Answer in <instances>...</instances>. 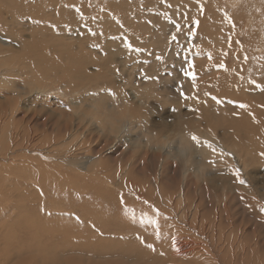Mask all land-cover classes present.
<instances>
[{
	"label": "rangeland",
	"instance_id": "374dc122",
	"mask_svg": "<svg viewBox=\"0 0 264 264\" xmlns=\"http://www.w3.org/2000/svg\"><path fill=\"white\" fill-rule=\"evenodd\" d=\"M10 1L0 0V8L6 10ZM13 1L19 6V22L25 21L27 29L19 26L17 31L13 30L11 20L7 28L2 24L0 34L13 38V51L9 54L10 51L2 53L0 50V62L16 66L21 55L18 43L22 40L31 41L41 55L33 60L27 74L7 78L10 82L7 86L0 84V228L3 226L4 229H0V257L5 260L0 264H228L236 258L237 264L263 262L264 61L259 62L253 57L256 53L251 52H254L257 39L253 30H247L246 16H240L237 10L242 8L244 14L248 9L254 10L256 0H156L151 6L142 4V0H130L133 8L140 9L132 24L121 25L124 31L120 35L130 42L119 46L115 44L117 41L110 44L103 38L104 42L97 47L84 49L86 53H80L76 40L64 38L51 43L43 35V31L57 33L58 29L63 34H70L81 26L71 21L74 16L78 20L81 13L67 12L58 19L53 17L55 13L52 16L43 14L70 6L71 0H59L58 3V0L33 1L35 5L42 4L39 8L31 5V0ZM75 1L80 10L81 0ZM100 1L98 6L102 3L107 7L115 0ZM152 2L155 1L148 3ZM174 2H178L176 7L179 3L184 6L168 23L166 18L173 14ZM205 6L213 13L207 12ZM33 9L40 10L43 20L38 21L39 27L37 24L28 28L30 25L25 19ZM111 10H119V6H112ZM260 14L261 17L255 13L252 16L260 20L264 18V11ZM220 16L226 18L223 23L228 29L215 27ZM114 18L118 20L120 16ZM225 20L231 24L225 25ZM41 23L46 25L45 30ZM90 24L100 28L96 21L90 20ZM21 29L23 32L19 33ZM101 30H112V27L106 24ZM93 41V37L83 40L86 45ZM58 44L66 46H56ZM239 47L246 49L247 54L244 57L241 53L236 62L233 56ZM205 49L212 53L202 62L198 55L203 56L201 51ZM260 54L264 55V52ZM189 63L193 65L192 69ZM220 64L225 68L219 69ZM33 70H37L35 74ZM190 71H196L195 80L185 74ZM48 82L51 84L48 89L61 93L56 100L63 109L52 106L53 97L47 92L31 97L28 89L31 85ZM17 86L25 88L15 90ZM12 91L18 94L13 96ZM23 91L27 94H22ZM240 104L247 106V112H242ZM129 106L139 113V117L133 123L129 122V128L114 140L103 130L104 122L99 120L112 117L107 122L110 124L121 109ZM243 126L246 127L243 129ZM209 131V136L215 135L213 139L218 145L229 148H224L227 156L214 147L205 150L208 134H204ZM165 135L201 138L199 143L191 139L202 157L197 165L198 172L185 175L184 169L172 162L178 141L161 154L146 147L150 139ZM242 142L248 144L249 152ZM238 145L245 147L241 146V149ZM250 147L260 151L250 153ZM237 148L241 149L239 153ZM220 154L225 157L222 155V159ZM82 157L96 158L91 171L81 172L71 165L77 162L76 158L81 161ZM115 179L117 184L110 189L108 183ZM35 195L38 196L36 200ZM11 206L17 207L16 211L10 213L7 207L11 209ZM24 206L26 210L22 209ZM63 207L66 209H61ZM153 208L160 213L157 241L152 238L156 239L155 229L150 225L146 228L143 225V228L139 221L135 224L144 214L155 216ZM122 214L126 217L121 219ZM117 216L121 225L116 221ZM10 220L15 221V225ZM22 226L29 231L21 233ZM101 229L106 232L100 236ZM150 238L154 240L151 244ZM12 251L15 253L11 254ZM187 252L189 255L184 256ZM99 258L102 260L98 261Z\"/></svg>",
	"mask_w": 264,
	"mask_h": 264
},
{
	"label": "bare ground",
	"instance_id": "6f19581e",
	"mask_svg": "<svg viewBox=\"0 0 264 264\" xmlns=\"http://www.w3.org/2000/svg\"><path fill=\"white\" fill-rule=\"evenodd\" d=\"M32 1V3H31V5H33L34 7H37V8H39V7H41L42 6V4H39V2H38V4L37 5H35V3L33 4V1L35 2V0H31ZM57 1V0H56ZM70 1V0H69ZM98 1H100V0H81V9L79 10V8L78 7H76L75 6V0H71V3H70V6L69 5H66L65 7H61L59 10H54V11H52V9L51 8H53V6H50L49 8L51 9V12H44L43 14L45 15V13L46 14H48L49 16H52L54 13H55V15L53 16L54 18H56V19H58V18H60V16H62V14H64V13H67V12H72V13H81V16H80V18L78 19V20H76V18H75V16L74 17H71V21L73 22V23H75V24H77V25H81V26H77L76 27V29L72 32V33H70V34H63V32L60 30V29H58V30H56V32L57 33H45L44 31H43V35L45 36V37H48V40L49 41H52L51 43H56V42H59V41H61V39H64V38H67V39H69V40H76L77 41V44H78V50L80 51V53L82 52H85L86 53V51H83L84 49H93L94 47H97L98 46V44H100V42H104V40H103V38L105 39V41L107 42V43H110L111 44V42H115V41H117L118 43H115L116 45L118 44L119 46L121 45L122 46V44H124V43H126V42H130V40H124V37H122L121 35H120V33H122V31H124V28L121 26L122 24H124V23H127V24H132V20H133V18L135 17V19H136V17H138V15H139V13H138V11L137 10H140V9H136V8H133V6H132V4H130L129 2H130V0H115V1H113V2H111L109 5H112V6H119V10H111V7L112 6H109V5H107V7H105V5L104 4H100L99 6H98V4L101 2H98ZM125 3H124V2ZM134 0H132V2H133ZM143 2H142V4L144 3V5H148V6H151V5H154L155 3H156V0H154L155 2H152L151 4H149L148 2L150 1V0H142ZM231 0H229V2H230ZM233 1V0H232ZM245 1V0H244ZM251 1H253V0H251ZM46 2V1H45ZM45 2H44V4H45ZM59 2V0L56 2V3H58ZM74 4H73V3ZM96 2H98L97 4H96ZM139 2H140V0H139ZM182 2H185V1H182ZM188 2V1H187ZM234 2H235V0H234ZM236 2H238V0H236ZM241 2H243V0H241ZM246 2V1H245ZM42 3V2H41ZM77 3V2H76ZM121 3V4H120ZM178 2H174L173 3V5H172V7H171V9H172V12H173V14L171 13L170 14V17L168 16V19L166 18V21L168 22V23H170V19L173 17L174 18V16L177 14V13H181V7H183L184 5L182 4V3H179L178 4V6L176 7V4H177ZM47 4V3H46ZM120 4V5H119ZM134 4V3H133ZM141 4V5H142ZM185 4H187V3H185ZM235 4V3H234ZM238 4V3H237ZM8 5H9V7L8 8H6V10L5 9H3L2 10V8H0V27L2 26V24H4L5 25V27L7 28L8 26H9V20H11V22H12V29L13 30H18L19 29V26H21V28L23 27V29L26 31V29H27V26L25 27V21L24 22H22V23H20L19 22V20H18V18L20 17V16H18L17 15V13L19 12V6L17 5V3L16 2H14L13 0L12 1H10V2H8ZM30 5V4H29ZM52 5V4H51ZM183 5V6H182ZM55 6H56V4H55ZM187 6V5H186ZM211 6V5H210ZM136 7V6H135ZM212 7V6H211ZM213 7H215L216 8V11L218 12V9H217V6L215 5V6H213ZM43 8H45V7H43ZM139 8H141V7H139ZM153 8V7H152ZM254 10H250V9H248L247 11H246V13L244 14V12H243V10H242V8L241 9H237L238 10V12L240 13V16H246V19L248 20V24L246 25L247 26V30H253V33H254V36H255V39H257L256 40V46L254 47V52H251V53H256V55L254 56L253 55V57L255 58V60H257V61H259V62H261V61H264V55L263 54H260V53H262V52H264V22H263V19L264 18H261L260 20H258V18H254L252 15H253V13H255V15H259V17H261V11H264V0H256V2H255V5H254ZM9 9V10H8ZM204 9H206V11L208 10V11H210V7H204ZM5 10V11H4ZM143 10H145L144 9V7H143ZM33 12L30 14V16L27 18V19H25L26 20V22L27 23H29V25H30V27L28 26V28H32L33 26H36L37 24H38V27H39V23H38V21H42L43 20V17H42V15H41V13L39 12L40 10H37V9H33L32 10ZM141 11H142V9H141ZM207 11V12H208ZM127 12V13H126ZM211 12V11H210ZM213 12H211V14H212ZM221 13H225V12H222L221 11ZM187 13H185V15H186ZM189 14H190V12H189ZM115 15H119L120 16V19H115L114 17H115ZM199 15V14H198ZM128 16H129V19H128V21L126 20V17L128 18ZM180 16H181V14H180ZM180 16H177L176 18H179ZM218 16V15H217ZM140 17H142V16H140ZM188 17V16H187ZM219 17V16H218ZM224 17V16H223ZM264 17V16H263ZM51 18V17H50ZM53 18V19H54ZM201 18H202V16H201ZM208 18H209V16H208ZM47 19H48V17H47ZM67 19V18H66ZM70 19V18H69ZM187 19V18H186ZM224 19H226V18H224ZM223 18H221V16H220V18L219 19H217V21H216V26L215 27H218V29H228V27H224V23H223V20H224ZM90 20L94 23V21H96L97 23H98V25L100 26V28H94V27H91L92 25L90 24ZM194 20V19H193ZM216 20V19H215ZM22 21V20H21ZM201 21H203V20H201ZM50 22V21H49ZM228 22V21H227ZM226 22V20H225V25H227L228 23ZM57 24H58V22H57ZM65 24H67V23H65ZM74 24V25H75ZM106 24H109L111 27H112V30H101V27L103 26V25H106ZM202 24V23H201ZM229 24H231V23H229ZM44 25L45 24H43V23H41L40 24V26L41 27H43V29L45 30V27H44ZM94 25V24H93ZM178 26L180 25V24H177ZM46 26V25H45ZM168 26H170V24H168ZM54 27V26H53ZM184 27H186V26H184ZM69 28V27H68ZM203 28V27H202ZM23 29H21V30H19L18 32L19 33H22L23 32ZM95 29H97V30H95ZM49 30V28H47V31ZM136 30V29H135ZM204 30V29H203ZM213 30V29H212ZM213 32V31H212ZM219 32V31H218ZM15 34V33H14ZM230 35V34H229ZM228 35V36H229ZM129 36V35H128ZM205 36V35H204ZM220 36V35H219ZM89 37H93V39H94V41L92 42V44H90V45H86L84 42H83V40H84V38H89ZM220 38H222V36L220 37ZM30 39V38H29ZM126 39V38H125ZM131 39H132V37H131ZM196 39V38H195ZM20 40H22V39H20ZM193 40V39H192ZM12 41H13V38L11 37V36H8V35H5V34H0V50H2V53H3V51H5V52H8V51H10V53L9 54H11V50H12V47H11V45L13 44L12 43ZM45 42V41H44ZM217 42H219V41H217ZM216 42V44H218ZM228 42V41H227ZM70 43V42H69ZM74 43V42H73ZM202 43V42H201ZM204 43V42H203ZM128 44V43H127ZM221 44V43H220ZM18 45L20 46L19 47V51L21 52L20 54V60H19V63H17L16 64V66H14V65H9V64H6V63H1L0 62V84L1 85H3V86H7L10 82H9V80H7V78H9V79H11L14 75H21V74H27V72L30 70V68H31V66L33 65V60H35L36 58H38L41 54H39V48H37L36 46H34L33 44H32V42L31 41H24V40H22V41H20L19 43H18ZM47 45H49V44H47ZM129 45V44H128ZM188 45V44H187ZM222 45V44H221ZM257 45H259V47L257 48ZM56 46H66L65 44H58V45H56ZM197 46V45H196ZM217 46V45H216ZM262 46V47H261ZM206 47H207V45H206ZM109 48V47H108ZM210 48V47H209ZM208 48V49H209ZM247 48H249L248 46H247ZM50 49V48H49ZM117 49V48H116ZM222 49V48H221ZM53 50V49H52ZM73 50V49H72ZM95 50H96V48H95ZM214 50V49H213ZM257 50V51H256ZM13 51V50H12ZM60 51H61V48H60ZM104 51H105V49H104ZM212 51V50H211ZM211 51H208V50H203V51H201V54H203V56H199L198 55V57H199V60L200 61H202L205 57H207V56H209V54H211L212 52ZM40 52H41V50H40ZM97 52V51H96ZM95 52V53H96ZM114 52V51H113ZM195 52V51H194ZM218 52H220V51H218ZM246 52V49H244L243 47H239V49H238V52H237V54H235L234 56H233V58L236 60V62H238V60H239V57H240V55H241V53L243 54V56L245 57L246 56V54L247 53H245ZM260 52V53H259ZM16 53V52H15ZM64 53V52H63ZM71 53V52H70ZM93 53H94V51H93ZM229 53V52H228ZM232 53V52H231ZM231 53H229V54H231ZM72 54V53H71ZM71 54H69V55H71ZM110 54V53H109ZM108 53H107V55H109ZM116 54V53H115ZM216 54V53H215ZM259 54H260V56H259ZM0 55H1V53H0ZM12 55H14V54H12ZM17 55H18V52H17ZM60 55V54H59ZM68 55V54H67ZM77 55V54H76ZM80 55V54H79ZM83 55V54H82ZM87 55V54H86ZM103 55V54H102ZM106 55V56H107ZM195 56H196V54H194ZM64 56H65V54H64ZM214 56V55H213ZM62 57V56H61ZM70 57H72V55L70 56ZM192 57V56H191ZM211 57V56H210ZM15 58V57H14ZM65 58H66V56H65ZM69 58V57H68ZM73 58V57H72ZM71 58V59H72ZM2 59V58H1ZM4 59V58H3ZM75 59V58H74ZM99 59V58H98ZM198 59V58H197ZM42 60V59H41ZM79 60V59H78ZM77 60V61H78ZM104 60V59H103ZM102 60V61H103ZM68 61H70V58H69V60ZM195 61V60H194ZM8 62V61H7ZM37 62V61H36ZM41 62V61H40ZM203 62V61H202ZM201 62V63H202ZM72 63V62H71ZM73 63H75V60H73ZM105 63V62H104ZM1 64H3V65H1ZM12 64V63H11ZM37 64V63H36ZM35 64V65H36ZM109 65V64H108ZM241 65V64H240ZM261 65H262V63H261ZM74 66H76V67H78L77 65H75L74 64ZM200 67V66H199ZM238 67V66H237ZM69 68H71V67H69ZM193 68V67H192ZM191 68V69H192ZM234 68V67H233ZM32 69V68H31ZM216 69V68H215ZM220 69V68H219ZM248 69V68H247ZM261 69V68H260ZM38 70H40V69H38ZM42 70H43V68H42ZM73 70V69H72ZM262 70V69H261ZM35 70H33V72L32 73H36V71L34 72ZM76 71H77V69H76ZM76 71L74 72V73H76ZM79 71V70H78ZM83 71H85V70H83ZM225 71V70H224ZM262 71H264V70H262ZM18 72V73H17ZM51 72V71H50ZM191 72V71H190ZM196 72V71H195ZM194 72V73H195ZM17 73V74H16ZM37 73H39V71L37 72ZM41 73H43V72H41ZM81 73V72H80ZM88 73V72H87ZM216 73H218V72H216ZM229 73V72H228ZM40 74V73H39ZM38 75V74H37ZM243 75V74H242ZM6 78H5V77ZM79 76V75H78ZM32 77V76H31ZM88 77V76H87ZM17 78V77H16ZM224 79V78H223ZM4 80L6 81V83L5 84H3V82H4ZM18 81V80H17ZM199 81V80H198ZM33 82V81H32ZM70 82V81H69ZM203 82H204V80H203ZM29 83V82H28ZM49 83V82H48ZM44 83L43 85H31L28 89H29V92H31L32 93V95H31V97L33 96V94H38L39 92H47V93H49L52 97H53V103H52V106H54L56 109H58V110H61V109H63V107H62V105L58 102V100H56L57 99V96H58V94H61L60 92H55L54 93V91L53 90H50V89H48L47 87H49L51 84L49 83ZM97 83V82H96ZM96 83H95V86H96ZM73 84V83H72ZM71 84V85H72ZM87 84V83H86ZM97 84H99V83H97ZM257 84V83H256ZM82 85V84H81ZM105 85V84H104ZM28 86V85H27ZM75 86V85H74ZM98 86V85H97ZM197 86V85H196ZM257 86V85H256ZM262 86V85H261ZM73 87V86H72ZM84 87V86H83ZM99 87H101L100 85H99ZM257 87H259V86H257ZM13 88V87H12ZM25 87H22V86H17V87H15V90H17V89H24ZM7 90L8 89H10V86H9V88H6ZM59 89V88H58ZM72 89V88H71ZM75 89V88H74ZM84 89V88H83ZM90 89V88H89ZM94 89V88H93ZM99 89V88H98ZM69 91H70V89H69ZM76 91V90H75ZM75 91H74V93H75ZM84 91H85V89H84ZM90 91V90H89ZM256 91H258L259 92V89H257ZM51 92H53L52 94H51ZM67 92V91H66ZM2 93V92H1ZM79 93V92H78ZM209 93V92H208ZM5 94V93H4ZM12 94H13V96L14 95H16V94H18L17 93V91H12ZM21 94V93H20ZM22 94H27V93H25L24 91H23V93ZM65 94V93H64ZM71 94V93H70ZM72 94H73V92H72ZM7 95L9 96V93H7ZM25 95H23V96H25ZM18 96V95H17ZM29 96V95H28ZM64 96H66V95H64ZM136 97V96H135ZM34 99V98H33ZM24 100V99H23ZM81 101V100H80ZM71 102V101H70ZM73 102V101H72ZM48 103V102H47ZM79 103V102H78ZM49 104V103H48ZM45 107H46V105H45ZM234 108V107H233ZM250 108V107H249ZM240 109H242V112H247V108H240ZM92 110V109H91ZM52 111V110H51ZM54 112V111H53ZM91 113L93 114V110L91 111ZM56 114H58V112L56 113ZM92 114H90L89 116H92V119H94V115H92ZM59 115H60V113H59ZM206 116V115H205ZM232 116V115H231ZM223 117H224V115H223ZM230 117V116H229ZM112 117H108L107 119H104V120H99V122H104V125L102 126V128H103V130H105L107 133H109L108 132V128H109V126H110V124L108 123L107 124V122L109 121V119H111ZM216 118V117H215ZM242 118V117H241ZM90 119V118H89ZM114 119V118H113ZM112 119V120H113ZM116 119V118H115ZM223 119H225V118H223ZM65 120V119H64ZM73 121V120H72ZM92 122H97V120L95 121V120H91ZM111 121V120H110ZM239 121V120H238ZM111 123V122H110ZM133 123V122H132ZM90 124V123H89ZM99 124V123H98ZM127 124H129V123H126L125 124V126H124V129H123V131H122V133L123 132H125L128 128H129V126L127 125ZM97 125V124H96ZM194 126V125H193ZM128 127V128H127ZM244 127H246V126H243V129H244ZM252 127V123H251V126H250V128ZM191 128H193V127H191ZM242 129V128H241ZM254 128H252V130H253ZM130 130V129H129ZM226 131V130H225ZM237 131V130H236ZM47 132V131H46ZM198 132V131H197ZM121 133V134H122ZM196 133V132H195ZM201 133V132H200ZM200 133H197L196 135L198 136V135H200ZM209 133H211L210 131L209 132H207V133H205L204 135H206V134H208V139H206V142H207V144H210L211 145V147H208V146H205V150L206 151H210V150H212V148L214 147V148H216V151L217 150H220L222 153L224 152V154H225V150H224V148H226V147H224V148H222L220 145H218V142L216 141L215 142V140L213 139L214 137H215V135L212 133L210 136H209ZM235 133V132H234ZM253 133H254V131H253ZM69 134V133H68ZM246 134H247V132H246ZM245 134V135H246ZM249 134H250V132H249ZM105 135V134H104ZM109 135V134H108ZM202 135V134H201ZM207 136V135H206ZM247 136V135H246ZM260 137V136H259ZM2 138V137H1ZM0 138V139H1ZM110 138V137H109ZM203 138V137H202ZM216 138V137H215ZM43 139V138H42ZM112 139V138H111ZM204 139V140H205ZM221 139V138H220ZM243 139V138H242ZM247 139H248V136H247ZM198 140L200 141L201 140V138H199L198 137ZM214 140V141H213ZM217 140V139H216ZM202 141V140H201ZM200 141V142H201ZM218 141H219V139H218ZM229 141V140H228ZM234 141V140H233ZM262 141V140H261ZM235 142V141H234ZM246 142L248 143V141L246 140ZM246 142H242V144L243 145H246ZM250 142V141H249ZM253 142V141H252ZM264 142V141H263ZM55 143V142H54ZM61 143V142H60ZM220 143H221V141H220ZM258 143V142H257ZM7 144V143H6ZM222 144H223V141H222ZM228 144V143H227ZM231 144H232V142H231ZM251 144V142L249 143V146H252V144ZM254 144V143H253ZM56 145H57V143H56ZM59 145V144H58ZM243 145H238V147L240 146V148H241V146L242 147H245V146H243ZM260 145V144H259ZM2 146V145H1ZM61 146V145H60ZM248 146V144L246 145V148H248L249 147ZM5 147V146H4ZM56 147V146H55ZM83 147H84V145H83ZM87 148H88V146H86ZM90 147V146H89ZM229 147H230V144H229ZM257 147V146H256ZM263 147L264 146H261V148L263 149ZM3 148V147H2ZM1 148V149H2ZM58 148H59V146H58ZM72 148V147H71ZM235 148H236V146H235ZM235 148H234V150L233 151H235ZM239 148V149H240ZM253 149H251V147H250V153H251V151L252 152H254V150L256 149H254V147H252ZM258 148H260L259 146H258ZM260 148V149H261ZM227 149V148H226ZM238 149V148H237ZM236 149V150H237ZM239 149L237 150L238 151V153H239ZM242 149V148H241ZM240 149V150H241ZM260 149H259V151H260ZM227 150H229V148L227 149ZM246 150V149H245ZM214 151V150H213ZM258 151V149L257 150H255V153L257 152H259ZM247 152H249V148H248V151ZM264 152V151H263ZM220 152H218V154H219ZM229 153V152H228ZM215 154V153H214ZM224 154H220V157L223 159V156H224ZM231 154V153H230ZM230 154H228V156L230 155ZM50 155V154H49ZM223 155V156H222ZM226 156H227V154H225ZM248 155V154H247ZM246 155V156H247ZM251 155H253V154H251ZM256 155V154H255ZM231 156H232V154H231ZM240 156V155H239ZM245 156V157H246ZM250 156V155H249ZM254 156V155H253ZM225 157V156H224ZM243 157H244V155H243ZM255 157V156H254ZM74 159V158H73ZM93 159H96L95 157H82L81 158V161L78 159V158H76L75 160L77 161V162H73V164H71L72 166H75L78 170H80L81 172H89V171H91L92 170V168H94L95 166H94V161L95 160H93ZM258 159V158H257ZM233 160V159H232ZM239 160H240V158H239ZM70 161V160H69ZM66 164H67V162H65ZM199 163V162H198ZM230 163H231V161H230ZM243 163V162H242ZM64 164V163H63ZM65 164V165H66ZM232 164V163H231ZM241 164V163H240ZM199 165V164H198ZM254 165V164H253ZM243 166V165H242ZM256 166V165H255ZM236 167H238L237 166V164H236ZM240 168V166L237 168V169H239ZM230 169V168H229ZM116 171V170H115ZM73 172V171H72ZM109 172H110V169H109ZM60 173V172H59ZM113 173V172H112ZM36 175V174H35ZM34 175V176H35ZM36 177V176H35ZM80 177V176H79ZM81 177H82V175H81ZM206 177V176H205ZM120 178V177H119ZM118 178V179H119ZM61 180H63V179H61ZM110 180H112V179H110ZM114 180V179H113ZM121 180V179H120ZM35 181V180H34ZM38 181V180H37ZM82 181V180H81ZM119 181V180H118ZM185 181V180H184ZM61 182V181H60ZM68 181L66 180V183H67ZM173 182V181H172ZM48 183V182H47ZM66 183H65V185H66ZM108 183V182H107ZM68 184V183H67ZM92 184V183H91ZM117 184V179H115V181H113L111 184L110 183H108V187L110 188V189H112L113 187H114V185H116ZM120 185H121V183H120ZM71 186V185H70ZM70 186H67V187H70ZM122 186V185H121ZM64 188V187H63ZM88 188V187H87ZM69 189V188H68ZM77 189V188H76ZM79 190H81V189H79ZM103 191H105L104 189H102ZM115 191H116V189H114ZM161 190V189H160ZM63 191V190H62ZM68 191V190H67ZM71 192H73L72 190H71ZM84 192V191H83ZM118 192V191H117ZM180 192V191H179ZM74 193V192H73ZM81 193V192H80ZM110 193H111V191H110ZM57 194V193H56ZM72 194V193H71ZM162 194H164V193H162ZM40 195V194H39ZM65 195L67 196V193H65ZM73 195V194H72ZM77 195V194H76ZM81 195V194H80ZM111 195V194H110ZM35 196H37V195H35ZM74 196H75V194H74ZM68 197V196H67ZM159 197V196H158ZM167 197V196H166ZM38 198V196L37 197H35L34 199L36 200ZM62 198V197H61ZM64 198V197H63ZM72 198V197H71ZM70 198V199H71ZM75 198V197H74ZM111 198V197H110ZM111 199H113V198H111ZM178 199V198H177ZM38 200H40V199H38ZM114 200H115V198H114ZM59 201H60V199H59ZM62 201V200H61ZM71 202H73L72 201V199L70 200ZM69 201V202H70ZM117 201V200H116ZM115 201V202H116ZM262 201H263V198H262ZM75 201H74V206H75ZM170 204V203H169ZM9 205V204H8ZM8 205H6V206H8ZM14 205V204H13ZM72 205V204H71ZM92 205V204H91ZM10 206V205H9ZM83 206H84V204H83ZM165 206H167V205H165ZM12 208L10 209L9 207H7V209H8V211H10V213H11V211H13L14 209H15V211H16V208L17 207H14V206H11ZM82 207V206H81ZM95 207V206H94ZM118 207H120V206H118ZM164 207V206H163ZM0 208H1V205H0ZM26 206H24V207H22V209H25L26 210ZM69 208H71V207H69ZM83 208V207H82ZM198 208V207H197ZM60 209V208H59ZM61 209H66L65 207H63V208H61ZM60 209V210H61ZM44 210H46V209H44ZM72 210H73V207H72ZM120 210H122V209H120ZM171 210H172V208H171ZM170 210V211H171ZM257 210V209H256ZM37 211V210H36ZM53 211V210H52ZM161 211V210H160ZM165 211H166V209H165ZM170 211H169V213H170ZM189 211V210H188ZM197 211V210H196ZM33 212V211H32ZM49 212H51V211H49ZM125 212V211H124ZM173 212V211H172ZM197 212H199V211H197ZM60 213V212H59ZM89 213V212H88ZM115 213V212H114ZM164 213V212H163ZM53 214V213H52ZM57 214V213H56ZM55 214V215H56ZM65 214V213H64ZM70 214V213H69ZM90 214V213H89ZM116 214H117V212H116ZM116 214H115V216H116ZM180 214V213H179ZM166 215V214H165ZM164 215V216H165ZM181 215V214H180ZM23 216V215H22ZM67 216V215H66ZM103 216V215H102ZM43 217V216H42ZM45 217V216H44ZM73 217V216H72ZM122 217L124 218V217H126V216H123V214H122V216H121V219H122ZM19 218V217H18ZM23 218V217H22ZM46 218V217H45ZM51 218V217H50ZM54 218V217H53ZM62 218V217H61ZM71 218V217H70ZM171 218V217H170ZM3 219V218H2ZM17 219V218H16ZM15 219V220H16ZM37 219V218H36ZM126 219V218H125ZM138 219V218H137ZM136 219V222L137 223H135V224H138V221L139 220H137ZM8 220V219H7ZM58 220H59V218H58ZM133 220V219H132ZM11 221V220H10ZM13 221V220H12ZM11 221V222H12ZM22 221V220H21ZM53 221H55V220H53ZM64 221V220H63ZM62 221V222H63ZM118 223H119V221L120 222H122L119 218H118V216H117V220H116ZM15 221H13V223H14ZM17 222V221H16ZM64 222H66V221H64ZM63 222V223H64ZM74 222V221H73ZM38 223V222H37ZM53 223V222H52ZM58 223H59V221H58ZM118 223H117V225H118ZM19 224V223H18ZM18 224L16 225V226H18ZM30 224V223H29ZM55 224V223H54ZM66 225H67V223H65ZM125 224V223H124ZM124 224H123V226H124ZM168 224V223H167ZM5 226H7V224L5 223L4 224ZM14 225H15V223H14ZM20 225V224H19ZM21 225H23V223L21 222ZM21 225H20V228H21ZM26 225V224H25ZM50 225V224H49ZM59 225V224H58ZM64 225V224H63ZM62 225V226H63ZM68 225H70V223L68 224ZM67 225V226H68ZM119 225H121V223H119ZM52 226H54V225H52ZM60 226V225H59ZM71 226H73V224H71ZM139 226H140V224H139ZM139 226H137V227H139ZM145 226H147V225H144V227ZM28 228H30L29 226H27ZM126 227V226H125ZM141 227V226H140ZM142 227H143V225H142ZM143 227V228H144ZM19 228V229H20ZM22 228H23V226H22ZM39 228H41V226L39 227ZM56 228V227H55ZM60 228V227H59ZM65 229H66V227H64ZM146 228V227H145ZM1 230L3 229V226H2V228H0ZM31 229V228H30ZM68 229V228H67ZM70 229V228H69ZM75 229V228H74ZM174 229V228H173ZM8 230H9V228H8ZM14 230H16V229H14V226L12 225V231H13V233H15L14 232ZM32 230H34V228H32ZM55 230V229H54ZM142 230V229H141ZM3 231H4V229H3ZM2 231V232H3ZM20 231H21V233L22 232H24V231H26V228H23L22 230L20 229ZM27 231H29L28 229H27ZM26 231V232H27ZM40 231V230H39ZM53 231V230H52ZM64 231V230H63ZM114 231H116V230H114ZM113 231V232H114ZM144 231H145V229H144ZM33 232V231H32ZM49 232V231H48ZM106 232V230L104 229H101V231H100V236H101V233H105ZM18 233V232H17ZM31 233V232H30ZM52 233V232H51ZM53 233H54V231H53ZM20 234V233H19ZM41 234H45V233H41ZM114 234H115V232H114ZM213 234V233H212ZM13 235H15V234H13ZM12 235V236H13ZM59 235V234H58ZM103 235V234H102ZM11 236V237H12ZM56 237V236H55ZM109 237H110V235H109ZM8 238H9V234H8ZM27 238V237H26ZM29 239H30V236L28 237ZM28 238H27V241H28ZM40 238H42V237H40ZM44 238H46L45 236H44ZM155 241H157L158 239L156 238H154V237H152ZM3 239V238H2ZM5 239V238H4ZM24 239V238H23ZM34 239H35V237H34ZM153 239H151L150 238V240H148L149 242L152 240V242L154 241ZM24 240H26V239H24ZM48 240V239H47ZM46 240V241H47ZM2 241V240H1ZM0 241V246H1V244H2V242ZM8 241V240H7ZM18 241V240H17ZM20 241V240H19ZM78 241H79V243H81L80 242V240L78 239ZM25 242V241H24ZM24 242H23V240H22V243L24 244ZM18 243V242H17ZM20 243V242H19ZM27 243V242H26ZM42 243V242H41ZM49 243H51V241L49 242ZM53 243V242H52ZM52 243H51V245H52ZM55 243V242H54ZM168 243V242H167ZM7 244H9V243H7ZM14 243L12 242V245H13ZM28 244V243H27ZM58 244V243H57ZM150 244H151V242H150ZM159 244H160V242H159ZM45 245V244H44ZM65 245V244H64ZM86 245H87V243H86ZM93 245V244H92ZM120 245V244H119ZM4 246H7V245H5L4 244ZM47 246V245H46ZM54 246H55V244H54ZM66 246V245H65ZM88 246L89 245H87V248H88ZM166 246V245H165ZM167 246H169V244L167 245ZM166 246V247H167ZM10 247L11 246H9V249H10ZM70 247V246H69ZM73 247V246H72ZM71 247V248H72ZM217 247V246H216ZM5 248V247H4ZM237 248L238 247H236V252H238V250H237ZM6 249V248H5ZM55 249V248H54ZM90 250L92 249V247L91 248H89ZM89 249H88V251H89ZM98 249V248H97ZM103 249V248H102ZM176 249V248H175ZM11 250H13V247L11 248ZM10 250V251H11ZM9 251V252H10ZM30 251H31V249H30ZM77 251V250H76ZM81 251V250H80ZM114 251V250H113ZM56 252V251H55ZM99 252V251H98ZM177 252V251H176ZM195 252H197V251H195ZM4 253V252H3ZM13 253H15V251L13 252H11V254H13ZM52 253H53V251H52ZM51 253V254H52ZM105 253V252H104ZM194 253V252H193ZM29 254V253H28ZM54 254V253H53ZM65 254V253H64ZM80 254V253H79ZM39 255H40V252H39ZM56 255V254H55ZM72 255H74V254H72ZM87 255V254H86ZM91 255H92V253H91ZM91 255H87V256H90L91 257ZM93 255H95L96 256V254H93ZM107 255V254H106ZM189 255V252H187L186 254L184 253V256H188ZM14 256V255H13ZM36 256V255H35ZM38 256V255H37ZM53 257H54V255H52ZM62 256V255H61ZM98 256V255H97ZM103 256V255H102ZM27 257V256H26ZM42 257V256H41ZM40 257V258H41ZM77 257H78V254H77ZM99 257V256H98ZM106 257V256H105ZM263 257V256H262ZM18 258H19V256H18ZM21 259H22V257H20ZM47 258H48V255H47ZM55 258V257H54ZM81 258V257H80ZM79 258V259H80ZM104 258V257H103ZM25 259V258H24ZM56 259V258H55ZM96 259H98V258H96ZM137 259H138V257H137ZM237 259L238 258H236L235 260H233L232 262H228V264H237L236 262H237ZM253 258H250V260H252ZM258 259H259V257H258ZM23 260V259H22ZM50 260V259H49ZM53 260V259H52ZM82 260V259H81ZM90 260V259H89ZM100 260H102V258L100 259L99 258V260L98 261H100ZM136 260V259H135ZM0 261H5L4 260V258L3 257H0ZM51 261V260H50ZM54 261V260H53ZM97 262V261H96ZM102 262V261H101ZM1 263V262H0ZM45 263V262H44ZM55 263V262H54ZM92 263V262H91ZM198 263V262H197ZM11 264V263H10ZM220 264H222V263H220ZM251 264V263H250ZM252 264H264V259H263V262L262 261H259V262H254V263H252Z\"/></svg>",
	"mask_w": 264,
	"mask_h": 264
},
{
	"label": "clouds",
	"instance_id": "9594fccd",
	"mask_svg": "<svg viewBox=\"0 0 264 264\" xmlns=\"http://www.w3.org/2000/svg\"><path fill=\"white\" fill-rule=\"evenodd\" d=\"M138 117L139 113L134 111L131 106H129L127 109H121L119 116L110 123V126L107 130L114 140H118L125 124L136 120ZM177 141V151L171 156L172 162L178 167H182L184 169L185 175H187L189 172H198L199 169L197 165L202 157L199 154V150L188 136H161L156 139H150L147 142L146 147L150 151H155L161 154L166 148L169 147L170 144ZM162 162L163 159L161 157V164Z\"/></svg>",
	"mask_w": 264,
	"mask_h": 264
},
{
	"label": "snow or ice",
	"instance_id": "6c2138e0",
	"mask_svg": "<svg viewBox=\"0 0 264 264\" xmlns=\"http://www.w3.org/2000/svg\"><path fill=\"white\" fill-rule=\"evenodd\" d=\"M193 67V65L191 63H189V68ZM218 67L220 69H224L225 66L223 64H220L218 65ZM186 75H188L191 79L195 80V74L192 73V72H187L185 73ZM239 107L241 108H246L247 106L244 105V104H240ZM191 139L196 142V143H199V140L198 138L195 136V135H192L191 136ZM207 144V142H205ZM208 147H211L210 144H207ZM237 176H239V172L236 173ZM240 183H244L243 180H240L239 181ZM153 212L155 213V216H148L147 214H144L142 215L140 218H139V223L141 225H150L153 229H155V236L156 238H159L160 237V225H159V222H158V217L160 216V213L157 209L153 208ZM165 219H167V217H165ZM149 247H152V245H148Z\"/></svg>",
	"mask_w": 264,
	"mask_h": 264
}]
</instances>
